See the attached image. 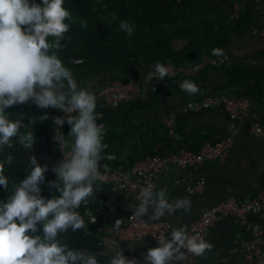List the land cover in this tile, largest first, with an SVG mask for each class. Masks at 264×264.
<instances>
[{"label":"clouds","instance_id":"1","mask_svg":"<svg viewBox=\"0 0 264 264\" xmlns=\"http://www.w3.org/2000/svg\"><path fill=\"white\" fill-rule=\"evenodd\" d=\"M63 5L64 0H41L39 4L35 0H0V146L12 147V138L22 126L21 121L8 119L6 109L11 106L34 102L40 108L76 113L66 119L53 117L59 127L67 122L72 142L69 144L63 135L54 137L60 148L69 150L66 158L52 169L56 176L55 181H48L49 189H55L52 198L42 196L39 187L44 182L47 165L42 167L30 156L29 174L19 184L13 182L11 195L0 201V264H100L96 253L70 247L58 238L69 229L76 232L86 228L76 210L94 193V185L101 178V153L106 147L102 143L103 126L96 122V97L92 89L97 86L90 91L81 88L56 55L62 48L60 40L69 30L65 21L72 19ZM86 26V21H81V27ZM134 29L135 25L127 21L119 23V30L129 36ZM48 37L55 39L49 42ZM212 54L222 55L223 50L213 49ZM153 67L161 80L168 75L163 64L156 63ZM179 87L190 95L199 92L190 80H184ZM17 141L31 149L33 135L27 133ZM11 161L8 156L5 162ZM8 187L4 163H0V188ZM167 192V186L158 191L151 186L144 188L136 197L138 205L132 206L131 218L159 220L178 209L186 213L190 210L191 201L187 197L169 202ZM91 220L95 223V217ZM123 223V218L116 219L114 230L119 231ZM38 226H42V235L36 234ZM181 248L193 256H203L213 245L200 234L189 235L186 226L171 227L168 236L156 238V247L147 248L144 264H180L186 259ZM108 254L106 264H137L135 258L124 255V249L116 241Z\"/></svg>","mask_w":264,"mask_h":264},{"label":"trees","instance_id":"2","mask_svg":"<svg viewBox=\"0 0 264 264\" xmlns=\"http://www.w3.org/2000/svg\"><path fill=\"white\" fill-rule=\"evenodd\" d=\"M35 2L39 4L41 0ZM63 6L71 13L72 19L65 21L69 30L60 40L62 48L56 55L71 70L74 79H93L89 83L93 88L99 86L103 80L138 81L144 69L163 61H171L173 64L191 63L199 60L202 55H213L212 50L220 49L231 32L244 30L250 16L249 8L243 5L226 22L218 17H198L202 10L194 0H64ZM121 20L135 25L131 36L119 30ZM81 21H86L87 26L81 27ZM54 39L48 37L49 42ZM172 39L184 40V43L179 48H173ZM216 68L222 70L225 77L217 91L230 96L256 94L264 80L263 70H249L226 62L219 66H205L192 76L178 74L166 75L162 80L159 77L151 79L145 83L147 88L141 98L125 99L113 107L96 106L95 112L99 113L96 122L103 126L102 143L106 146L102 150L99 163L103 161L111 139L121 140V133L128 134L138 128L141 117L139 111L150 108L171 87L180 89L179 85L184 80L193 81L200 72ZM184 100L186 98H182L181 102ZM58 110L52 107L40 108L33 102L9 107L6 109L8 119L19 120L26 125L20 127L17 136L12 140H20L25 134L31 133L32 148L43 153H54L47 148L46 140L39 145L35 136L46 134L45 121L55 117ZM74 115L76 113L72 116ZM135 122L137 123L134 124ZM153 128L158 134L139 137L127 164L146 155H160L166 147L196 150L203 140H209L208 135L199 133L198 130L184 132L181 123L175 118L173 128L178 134L177 137H174L175 134L169 135L167 127L161 121ZM69 130L67 122L61 125V131L71 138L68 135ZM8 156L12 157L11 163L5 162ZM0 163H4V175L9 180L7 190L0 188V201H5L11 195L13 182L19 184L31 168L24 160L22 150L14 143L12 147L0 146ZM44 177V182L39 185L42 189L41 195L52 198L55 189H49L50 178L45 173ZM55 195L58 196L59 193ZM93 204L97 203L87 200L76 210L84 219L86 228L76 232L69 229L66 233L59 234L58 238L61 243L67 242L70 247L96 253L102 264L109 257L105 253H97L101 235L97 227H101L103 223L115 222L109 214L96 217L95 223L89 221L84 209L91 210ZM38 228L36 234L42 235V226Z\"/></svg>","mask_w":264,"mask_h":264},{"label":"crops","instance_id":"3","mask_svg":"<svg viewBox=\"0 0 264 264\" xmlns=\"http://www.w3.org/2000/svg\"><path fill=\"white\" fill-rule=\"evenodd\" d=\"M194 3L202 10L198 13V17H218L225 22L231 20L234 12H237L240 6H247L250 16L244 30L238 33L237 31L231 32L227 42L220 49L223 50L227 63L249 70L264 71V38L257 34V30L264 27L262 17L264 0H194ZM183 43L184 40H171L173 48H179ZM93 81V79L77 80L79 86L88 91L92 89L89 83ZM224 81L223 71L216 68L200 72L199 76L192 81L199 88V92L196 94L190 95L185 91L171 87L150 108L139 111L141 117L137 129L128 134L121 133V140H110V146L103 161L99 163V169L103 166L113 167L127 164L133 146L139 137L146 134L152 137L158 134V131L155 132L153 127L166 112L172 113L174 118L181 123L184 132L198 130L199 133L208 135L209 140L221 139L228 135L233 122L221 110L209 109L190 112L180 107L182 98L196 99L207 93L217 91ZM146 86L145 83L139 82L129 91L127 99L141 98L146 91ZM257 92L256 94L244 95L248 103V114L241 123L237 124L238 131L222 161L203 160L194 166L170 167L165 174L156 178L152 190L158 191L167 186L169 202L185 197L191 201V208L187 213L178 209L174 214H166L161 218L168 221L167 236L170 234L171 227L187 226L204 209L214 205L217 201L227 196L234 199L251 196L263 186L264 139L249 134L247 125H245L252 120L259 123L264 122V80ZM177 136L178 134L175 133L174 137ZM13 143L22 150L24 160L30 168L32 166L29 163V157L34 156L42 167L47 165L48 170L45 174L49 176L51 181H55L56 176L52 169L61 160L54 153L39 152L32 147L31 149L25 148L18 141H13ZM47 148L52 150L50 145ZM176 179L177 182H174ZM198 179L202 180V184L196 190L192 192L185 190L186 186H194ZM94 189L93 195L87 200H94L97 204L92 206H100L104 210V216L109 214L108 216L114 222L116 219L123 218L134 204L133 197L128 192H122L113 186L96 183ZM151 214L152 209H149V215ZM143 218L148 219L147 217ZM257 227L264 237V222H261L253 212L247 213L242 220H235L226 216L211 222L203 236L213 245L210 251H206L203 256H193L191 253H187L184 248H181L180 251L186 254L184 260H188L187 264H220L221 261L226 264H246L247 258L236 248L237 240L249 239ZM118 244L124 249L126 257L135 258L137 264H144L143 254L149 247L142 240ZM109 248L104 251L109 257L108 260L110 259ZM258 248L264 251L262 244Z\"/></svg>","mask_w":264,"mask_h":264},{"label":"built area","instance_id":"4","mask_svg":"<svg viewBox=\"0 0 264 264\" xmlns=\"http://www.w3.org/2000/svg\"><path fill=\"white\" fill-rule=\"evenodd\" d=\"M179 0H175L177 2ZM236 11L233 16H235ZM262 17L264 21V7L262 8ZM257 34L264 38V27L257 30ZM225 55H202L199 60L191 63L173 64L171 61H163V64L168 69L169 76L178 74L184 76H192L205 66H219L226 63ZM153 66L147 67L141 72L138 81L130 80L126 82L113 80H103L99 86L92 89V93L96 96L98 103L96 106L113 107L117 103L127 99L129 91L139 82L146 83L147 81L157 78ZM247 99L245 96H230L220 91H214L202 95L196 99H186L180 103L181 109L185 111L195 112L199 110L219 109L223 114L233 122L228 135L221 139L203 140L196 150L185 148L172 149L166 147L160 154L146 155L130 164L116 165L113 167L103 166L99 169L101 178L96 181L99 184L113 186L122 192H128L134 200L133 205H138L139 201L136 197L146 187L154 186L156 178L165 172L170 167L183 168L186 166H194L203 160L206 161H222L231 146L232 139L238 131V123L243 121V118L248 114ZM75 112H63L59 110L57 116L65 119L72 116ZM98 114V112H95ZM19 121V120H15ZM160 121L167 127L169 135L173 136L174 132V116L172 113L166 112L160 117ZM66 122V121H65ZM21 127L23 124L21 123ZM248 133L260 139H264V122L259 123L255 120L247 122ZM44 135H36L35 140L39 145H42L46 140L47 145L52 146V150L57 157L62 161L66 158L69 149L60 148L55 135H63L65 140L72 142V139L65 136L61 131V126L54 124V119L50 118L45 121ZM177 182V179L174 180ZM202 184V180L198 179L194 186H186L185 190L192 192ZM89 221L92 217H104V210L100 206L84 209ZM133 208L123 217L124 223L119 231L114 230V223H103L101 227H97L100 232L99 245L100 249L97 253L103 254L106 248L112 246V242L127 244L137 241H143L148 247L156 245V238L160 235H166L168 227L167 219L148 220L143 217L131 218ZM253 212L257 218L264 222V184L251 196H243L240 199L225 197L212 206L204 209L193 221H191L186 229L189 235L200 234L204 236L208 226L214 220L230 216L235 220H242L247 213ZM92 221V220H91ZM264 246V237L261 235L257 227L249 239H238L236 248L247 258L246 264H264V251L258 248L259 245ZM108 259L102 264H106ZM188 260H184L182 264H187ZM220 264H226L221 261Z\"/></svg>","mask_w":264,"mask_h":264}]
</instances>
